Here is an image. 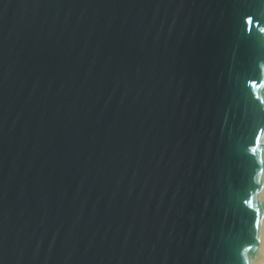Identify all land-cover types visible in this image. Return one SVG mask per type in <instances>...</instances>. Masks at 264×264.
<instances>
[{
    "label": "water",
    "instance_id": "95a60500",
    "mask_svg": "<svg viewBox=\"0 0 264 264\" xmlns=\"http://www.w3.org/2000/svg\"><path fill=\"white\" fill-rule=\"evenodd\" d=\"M261 29L264 0H0V264H264Z\"/></svg>",
    "mask_w": 264,
    "mask_h": 264
},
{
    "label": "snow or ice",
    "instance_id": "6c2138e0",
    "mask_svg": "<svg viewBox=\"0 0 264 264\" xmlns=\"http://www.w3.org/2000/svg\"><path fill=\"white\" fill-rule=\"evenodd\" d=\"M248 24H251L252 23V17L249 16V19L247 21ZM261 31H264V29H261ZM250 87L251 89L253 90H257L258 88H264V82H260V83H257L256 81H252L250 83ZM259 99V96L257 97ZM261 103L264 104V100H261ZM259 141H260V137L259 136H256L255 137V142H256V147H253L251 149V152L253 153V155H255L256 151H257V147L259 146ZM261 163H264V161H261ZM245 204H247L249 207H252V200L251 199H246L244 201ZM257 213H258V210H257Z\"/></svg>",
    "mask_w": 264,
    "mask_h": 264
}]
</instances>
